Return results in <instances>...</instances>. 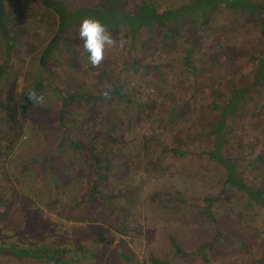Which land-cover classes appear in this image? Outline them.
Returning <instances> with one entry per match:
<instances>
[{"label": "rangeland", "instance_id": "374dc122", "mask_svg": "<svg viewBox=\"0 0 264 264\" xmlns=\"http://www.w3.org/2000/svg\"><path fill=\"white\" fill-rule=\"evenodd\" d=\"M22 1L17 0L16 11L10 15L17 13L21 16L26 10L32 12L28 21L30 31L20 37V42L14 43L12 49H7L0 37V247L29 248L35 250V254L16 257L0 251V264H57L45 252L55 258L66 256L65 260L71 259L67 264H264L263 209L251 210V215L256 211L259 215L249 222L248 227L243 222H235L234 215L238 211L228 212L226 206L230 203L227 198H221L212 207L214 221L195 216L193 211L185 217L169 204V210L161 212L158 204L150 199L152 193L166 197L172 190H179L188 197L195 193L201 196L208 187L207 175L197 168L196 160L187 165L185 156L180 154L208 149L210 140L200 136L199 132L207 131L209 125L202 122L193 124L186 117L189 111L186 108L175 117L176 130L162 135V120L167 119L174 106H182L195 89L187 84L175 88L178 85L175 80L179 77L180 81L186 79L182 78L179 65L172 67L173 82L159 102H149L148 111L153 116L148 121L143 120V115H137L132 104L121 106L114 99L98 100L109 89L110 83L123 86L128 82L129 89L133 83L131 91L136 101L143 99L145 92L153 93L143 87V83L149 81H135L131 70L125 73L123 68H119L121 75H116L118 67L130 62L124 41L106 49L103 63L108 66L100 79L97 74L83 69L82 65L87 64V54L78 52L74 55L77 64L72 60L67 64L69 51L65 46L60 47L62 55H58V60H53V68L44 73L47 80H40L39 96H43V103L36 104L27 117L21 118L20 126L19 123L13 125L8 122L2 104L8 96H21L38 81L40 52L51 39L57 20L50 11L47 14L42 10L38 3L28 8ZM59 1L68 10L75 11L79 7L96 8L104 0ZM188 1L166 0L159 10H174ZM254 1L264 3V0ZM246 19L251 20V17L243 20L237 13L220 10L209 16L202 36L197 40L203 51L212 48L218 52L217 61L211 62L213 65L205 57L209 72H204L218 88L220 85L221 90L212 94L218 102L222 101L223 95L230 93L231 80L230 73L219 66L216 68L215 63L219 64L221 58L220 65L226 66L227 70L231 61L239 69L243 68L241 78L237 76L235 79L238 84L245 85L253 80V60L264 53V39L258 26L251 28ZM154 34L157 39L162 36L158 27ZM190 35L196 37L195 32ZM184 43L179 42L174 48L175 53L167 57L174 61L184 57ZM76 44L74 40L69 42V46L82 47ZM159 50H152L149 54L152 57L147 56L144 60L150 62L157 56V59L162 57L169 61L164 56L167 52L161 54ZM241 51L246 56H239ZM78 63L81 69L77 68ZM260 89L264 96V85ZM82 93L88 96L85 100L79 98ZM66 94L75 97L74 100L66 99ZM201 111H204V118L208 116L204 109ZM252 114L250 118L243 119L255 130V134H260L259 127L264 126V116L262 112L255 117ZM241 133L232 131L228 135L238 141ZM77 135H86L82 138L88 141L87 144L102 150L98 159L106 155L104 150L111 153L108 158L112 165L107 179L99 178L98 193L90 200L86 195L91 183L95 182L94 168L86 160L90 148L79 151L69 146ZM117 135H120L119 139ZM157 136L158 139H154ZM143 137L152 140L153 147L140 152L137 148ZM61 139L64 141L60 150L58 143ZM173 149L180 154L176 155ZM263 151L264 144H259L255 154ZM40 152L55 159L50 170L43 168V172L54 174V177L50 176L42 186H36L33 180L35 175L42 176L41 172H37L40 168L42 170L41 162L29 163L26 167L22 165L27 157ZM127 153L131 156V165L126 164ZM192 157L195 156L189 155V158ZM153 161L157 164L154 169L143 170ZM183 165L188 166L192 177H198L204 190L200 185L193 186L195 181L181 178ZM80 168H84L82 175L79 174ZM63 172L73 175L74 179L81 178L82 182H73L64 189L62 183L68 175H61ZM52 179L57 181L55 185ZM215 227L221 228L225 236L218 237ZM101 233L107 241L99 242ZM173 240L186 252L184 255H175ZM203 243H208V246L203 253L197 252ZM62 251L65 254H61Z\"/></svg>", "mask_w": 264, "mask_h": 264}, {"label": "trees", "instance_id": "16d2710c", "mask_svg": "<svg viewBox=\"0 0 264 264\" xmlns=\"http://www.w3.org/2000/svg\"><path fill=\"white\" fill-rule=\"evenodd\" d=\"M165 1L104 0L96 8L79 7L75 11H70L59 0H23L22 2L25 7L28 5V8H32L34 3H38L47 14L50 11L51 15L56 16V28L53 30L51 39L41 49L38 60L40 71V74L37 76L38 81L28 87L21 96H8L5 103L2 104L3 111L8 122L14 123L13 125L18 124L21 118L24 119L29 115L31 109L37 103L28 99V92L29 90H33L39 96L41 93L40 80L42 82L47 80L44 73L47 69H52L53 60L57 61V56L62 55L60 47L63 48L65 46L69 51L66 56L67 64H69V60L77 64L75 62H78V60L74 55L78 52H81L82 55L87 54V64L82 65L83 69L97 74L98 79L103 78V71L107 70L108 64L102 63L99 67H93L88 58L89 54L84 50L83 41L79 36V27L82 20L88 17L95 18L106 26L108 33L116 42H125L130 62L126 63L123 67H118L116 75H121V72H118L119 68H123L125 73L131 70L133 71V79L135 81H140L141 79L149 81L143 83V87L149 91H153V93L145 92L143 99L136 101L135 94L131 91L134 89L133 83L130 89V83L128 82L123 86L117 83H110L109 89L106 90L109 95L107 97L100 95L98 100H103L104 98L108 100L114 99V102L121 106L132 104L138 116L143 115V120L150 121L153 114L148 111L149 102H159L162 94L167 92L168 87L173 82L171 77L173 73L172 67L179 65L181 67V76L186 79L180 81L179 79L181 78L179 77L177 81L175 80L174 83H178L175 88L187 84L189 87L195 89L193 95L184 101L182 106H174L170 114L167 115V119L162 120L163 122L160 123V125H164L162 127V135L173 129L176 130L177 122L175 121V117H177V114L181 110L186 108L189 109L186 117L193 124L202 122L209 125L207 131L199 132L200 136H204L210 140L208 149L204 151L200 150L196 153L189 151L185 155V152L180 154L178 150L173 149L176 155L185 156L184 160L187 165L196 160L197 168L207 175L208 187L205 194L199 196V194L195 193L193 196L188 197L179 190H172L166 197L161 196L160 193H152L150 194V199L158 204L157 207L162 209L161 212L169 210L167 208L169 204L170 207L186 215L185 217L189 216L190 212L193 211V215L195 216L198 215L206 221H214L212 207L218 204L221 198H227L230 203L226 206L228 212L232 214L233 210L238 211L234 215L235 222L237 224H239L238 222H243L249 227V222H252L259 215L257 211L251 215V210L261 208L264 211V151L255 154L257 146L264 144V126L259 127L260 134H255V130L249 127L243 118H247V116L250 118L254 111L253 117L257 116L260 112L264 116V96L259 92L262 85H264V53L259 58L256 57L253 60L255 64V66H252L253 80L250 83H245V85L238 84L235 79L241 78L243 68L239 69L235 63L227 61L230 64V68L227 70L226 66L220 65L222 63L221 58L219 59V64L215 63L216 68L219 66L221 70L230 73L231 80L230 93H227V96L226 94L225 96L223 95L222 101L218 102L212 98V94L218 93L221 90L220 85L219 89L209 77L204 75L205 70L209 72L205 57L209 59L211 65V62L217 61L218 52L214 49L212 50V48L210 51H203L197 40L201 38L209 16L219 13L220 10H225L230 14L237 13L243 20L250 16L251 20L246 19L248 20V24L252 25L251 28L253 29L257 25L264 39V3L254 0H190L177 8H173L174 10L168 9L160 12V6ZM16 2L17 0H0V37L3 39L7 49H12L14 43L20 42V37L30 31V23L28 21L31 19L32 12L24 9L26 12L22 13L21 16L17 13L10 15L11 12L16 11ZM156 27L162 33L159 39L154 34ZM182 27L183 29H180ZM191 32L196 33L195 38H193V35H190ZM72 40L78 43L79 46L82 45V47L78 49V47H73V45L69 46V42ZM181 41H185L184 45H186L184 57L176 61L167 57L168 54L175 53L174 48ZM156 49L161 54L167 52L164 56L169 61L164 60L162 57L157 59V56H154L155 58L153 57L152 61L146 62L144 60L145 57L151 56L149 54H151L152 50L154 52ZM207 52H211V54L209 55ZM240 53L239 56H246L244 51ZM80 67L78 63L77 68L81 69ZM109 70H111L110 67ZM140 76H143V78H140ZM64 97L70 100H74L75 98L68 94ZM87 97L85 93L79 96L83 100ZM201 109L206 111L207 117H203L204 111H201ZM18 126H20V123ZM64 130L67 133L65 128ZM232 131L242 132L240 141H236L234 137H229L228 134ZM84 136L86 135H77L78 139L71 140L69 146L72 150L79 151H88L90 148L86 160L94 168L93 178L95 180V182L91 183L90 191L86 195L87 200H90L98 193L99 178L103 177L107 179V172L110 169V165H112L111 159L108 158V155L111 156V153L104 150L106 155L102 159H98L102 150L92 148L90 144H87L88 141L82 138ZM116 138L119 139L120 135H117ZM154 139H158V136ZM160 140L163 141V139ZM63 141L61 139L58 143L60 150L63 147ZM152 147V140L148 137H143L137 149L140 152H144L152 149ZM189 155H194L195 157L189 158ZM129 158L131 156L127 153V165H131ZM54 160L48 154L40 152L33 157H27V160L23 161L22 166L26 167L29 163L40 161L42 170L40 168L37 172H41L42 176L35 175L33 181L36 186H42L43 182L47 181L50 176L54 177V174L48 175L43 172V168L50 170ZM187 165L181 167V178L185 181H195L196 183H192V185H200L204 190L203 183L198 180V177L191 176ZM155 166L157 164L153 161L145 165L143 170H151ZM83 169L80 168V175H82ZM136 173L139 172L136 171ZM245 173L247 175H244ZM61 175H68V178L62 183L64 189L73 182L76 184L82 182L81 178L74 179L73 175L66 174L65 172L61 173ZM52 180L55 185L57 181L55 179ZM194 204L199 207L197 208ZM215 230H217L216 234L218 237L225 236L221 228L215 227ZM98 240L99 242L107 241L103 233L100 234ZM172 243L175 255H184L186 253L178 242L173 240ZM207 246L208 243L201 244L197 252L203 253V250ZM0 251L8 252L16 257L35 254V250L33 249L16 248L13 245L0 247ZM45 254L47 257L50 256L55 259L57 264L71 262V259L65 260L66 256L55 258L50 253L45 252ZM61 254L65 253L62 251ZM63 260L65 263H63Z\"/></svg>", "mask_w": 264, "mask_h": 264}, {"label": "clouds", "instance_id": "9594fccd", "mask_svg": "<svg viewBox=\"0 0 264 264\" xmlns=\"http://www.w3.org/2000/svg\"><path fill=\"white\" fill-rule=\"evenodd\" d=\"M79 36L83 41V48L89 54V61L93 67H99L104 59L107 48L115 46L116 41L108 33L107 28L95 18H84L79 27ZM105 97L108 91L103 93ZM28 99L34 103L42 104L43 96H38L33 90H29Z\"/></svg>", "mask_w": 264, "mask_h": 264}]
</instances>
